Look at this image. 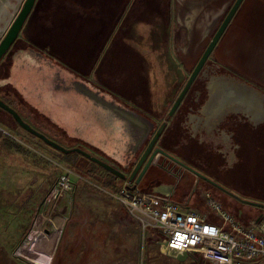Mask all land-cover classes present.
Segmentation results:
<instances>
[{
	"label": "rangeland",
	"instance_id": "374dc122",
	"mask_svg": "<svg viewBox=\"0 0 264 264\" xmlns=\"http://www.w3.org/2000/svg\"><path fill=\"white\" fill-rule=\"evenodd\" d=\"M8 1H0L3 31L9 24L7 15L13 6ZM226 1L154 0L158 16L164 20L138 17L133 21L127 38L139 43V51L149 59L153 90L166 89L178 74L182 78L186 76V70H178L181 61L186 64L185 68L191 67L200 55L199 44L201 47L211 39L234 0H228L220 16L211 19L206 13ZM263 22L258 24L262 26ZM194 24L203 25L207 32H200V26L193 32ZM228 36H233V32L227 34L226 40ZM250 38V43L244 45L240 44L241 38L233 42L232 54L240 47L248 49V54H241L233 67L264 88V79L258 75L262 71L260 64L264 65V35ZM260 46L261 52L256 56ZM141 67L146 69V62ZM137 69L139 66L133 60L128 62L126 89L129 93H135L144 77L142 72L137 74ZM21 113L28 124L48 138L69 144L45 121L25 110ZM0 127L11 134H0V264H210L195 254L178 261L162 253L157 231L143 232L122 205L105 192L117 190L124 183H108L105 171L90 165L78 154H63L6 120L0 119ZM58 164L83 179L73 176L72 190L63 199L56 200L53 190L64 173ZM240 170L243 171L239 178L241 184L264 189L262 157L245 160ZM226 197L222 199L228 202L226 209L230 212L240 207L247 220L262 212L259 207L240 206L234 198ZM38 227L42 230L37 231Z\"/></svg>",
	"mask_w": 264,
	"mask_h": 264
},
{
	"label": "flooded vegetation",
	"instance_id": "af4514ba",
	"mask_svg": "<svg viewBox=\"0 0 264 264\" xmlns=\"http://www.w3.org/2000/svg\"><path fill=\"white\" fill-rule=\"evenodd\" d=\"M224 6L225 3H221L218 8L206 13V16H220ZM251 8V4H248L245 10ZM248 22L251 24L248 18L243 20L244 31H248ZM208 42L201 47V43L199 44L200 55L191 63L190 68H185L186 64L181 61L178 70H186L184 78L178 74L177 79L170 81L166 89L162 88L154 96L149 92L141 99V104L124 102L114 97L140 113L152 127L142 145L134 152L141 137L131 138L129 150L122 154L121 161L84 140L68 137L64 131L56 130L58 128L30 105L10 82L14 77L17 55L36 51L50 57L45 49L30 40L27 27L21 29L17 39L0 60V100L14 109L26 123L28 122L21 113L23 110L45 121L50 129L59 131L70 143L66 148H81L115 167L125 177L121 179L78 154L90 165L105 171L108 183L126 182L132 190L151 197L156 203L173 201L182 209L203 210L210 199L227 210L228 202L222 199L230 196L240 206H252L250 203L264 205V189L253 184L244 186L239 181L243 172L240 169L245 160L253 156L264 159V88L245 78L233 67V62L238 63L244 52L241 49L235 50L228 59L222 54L223 43L219 42L175 104ZM56 63L69 70L57 61ZM0 119L20 127L2 108ZM160 127L162 130L158 138L133 174ZM154 151L156 152L151 158ZM231 174L235 175L230 176ZM230 212L243 219L240 207L233 208Z\"/></svg>",
	"mask_w": 264,
	"mask_h": 264
},
{
	"label": "crops",
	"instance_id": "0c3cea01",
	"mask_svg": "<svg viewBox=\"0 0 264 264\" xmlns=\"http://www.w3.org/2000/svg\"><path fill=\"white\" fill-rule=\"evenodd\" d=\"M21 1H8L13 3L7 15L9 22ZM248 4L254 7L246 11ZM158 13L154 0H36L22 30L27 27L30 40L45 49L50 57L36 51L17 55L14 77L10 82L30 105L58 128L56 130L84 140L121 161L122 154L129 150L131 138L142 137L148 123L142 120L134 128L132 112L141 114L123 101L141 104V99L149 92L154 96L162 89H152L149 59L139 51V43L128 40V29L138 17L161 18ZM245 18L251 21V24L248 22V31L243 30ZM261 21H264V0H245L220 40L224 57L230 59L232 56L235 40L241 38L240 44L244 45L250 43V37L256 39L264 35V22L262 26L258 24ZM198 25L191 27L193 32ZM200 28L204 29V26L200 25ZM202 29L200 32H207L206 28ZM231 30L233 36L226 40ZM241 30L244 32L242 36ZM240 48L243 54H248V49ZM261 49L260 46L256 56ZM132 60L139 66L137 74L142 72L144 76L135 93L126 89L129 85L128 62ZM144 62L146 69L141 67ZM260 69L259 79H264L262 63ZM115 111L120 112V120ZM69 144L61 145L68 147ZM40 229L38 227L37 231Z\"/></svg>",
	"mask_w": 264,
	"mask_h": 264
},
{
	"label": "built area",
	"instance_id": "2783aa9c",
	"mask_svg": "<svg viewBox=\"0 0 264 264\" xmlns=\"http://www.w3.org/2000/svg\"><path fill=\"white\" fill-rule=\"evenodd\" d=\"M0 133L11 136L0 127ZM53 190L56 200L72 190L73 176L68 167ZM118 201L143 232L157 231L166 248L188 252L210 264H264V209L247 221L234 216L210 199L203 210L182 209L176 202L154 199L132 190L125 182L114 191H105Z\"/></svg>",
	"mask_w": 264,
	"mask_h": 264
},
{
	"label": "water",
	"instance_id": "95a60500",
	"mask_svg": "<svg viewBox=\"0 0 264 264\" xmlns=\"http://www.w3.org/2000/svg\"><path fill=\"white\" fill-rule=\"evenodd\" d=\"M35 1L36 0H22L20 5H19V7H18V9H17V11L13 14L12 19L10 20L7 28L2 33H0V60L7 53V51L10 49V47L12 46L14 41L17 39L22 27L24 26L28 16L30 15V13H31V11L33 9ZM243 2H244V0H234L233 1L232 5L229 7L227 12L225 13V15L222 18L220 24L218 25L217 29L215 30V32L213 33L211 39L209 40L208 45L206 46L205 50L203 51L197 66L195 67V69L191 73L186 86L183 88V90H182V92H181L180 96L178 97V99H177L175 104H177V102L180 100V98L184 94L185 90L187 89L188 85L190 84L192 79L195 77V75L197 74L199 68L204 63L206 58L209 56V54L212 52V50L216 47V45L220 42L222 36L224 35V33L226 32L227 28L232 23L236 13L239 11V9H240V7H241ZM0 108H2L5 111H7L22 129H24L25 131H27L31 135L39 138L45 144H47L50 147L56 149L57 151H60L63 154H70V153L80 154L83 157L87 158L88 160L92 161L93 163H96L100 167H102L105 170L109 171L110 173L114 174L115 176H117V177H119L121 179L125 178L124 175L118 169H116L115 167L111 166L110 164L102 161L101 159H99V158H97L95 156H92L90 153L84 151L83 149L78 148V147L66 148V147L62 146L61 144L57 143L56 141L48 138L46 135H44L43 133L39 132L38 130H36L33 127H31L28 123H26L22 119V117L14 109H12L8 105H6L1 100H0ZM116 113H117L116 115H117L118 120H120V117H121L120 112H116ZM132 113H133V123H134L133 126H134V128L135 127L137 128V126L140 125V121H142V120H144L146 123L148 122L141 115H139V114H137L135 112H132ZM151 128H152L151 125L147 123V127L143 129V135H141L142 137L140 139V142L138 143L137 146H135L136 149L134 148L133 152L135 150L139 149V147L142 145L143 141L146 139L147 135L149 134ZM161 130H162V127H160L158 129V131L156 132L154 138L149 143L146 152L141 157L139 163L136 165L133 174L136 172V170L140 166L141 162L143 161V159L146 157V155L148 154V152L152 148V146L155 143L156 139L158 138ZM155 152L156 151H154L152 153L151 158L154 156ZM131 179H132V176L128 179V181L130 182ZM250 204L252 206L259 207L260 209H264V205H262V204H257V203H250ZM160 246H161L162 253H164L165 255L170 256V257H172V258H174V259H176L178 261H184L187 258V256L189 255L188 252L179 253L176 250L167 249L165 241H161L160 242Z\"/></svg>",
	"mask_w": 264,
	"mask_h": 264
},
{
	"label": "bare ground",
	"instance_id": "6f19581e",
	"mask_svg": "<svg viewBox=\"0 0 264 264\" xmlns=\"http://www.w3.org/2000/svg\"><path fill=\"white\" fill-rule=\"evenodd\" d=\"M213 11H214V10H213ZM220 15H221V14H220ZM216 16H217V15L212 14V16H211L210 18H212V17L214 18V17H216ZM213 18H212V19H213ZM198 26H200V24H199ZM32 258H33V257H32Z\"/></svg>",
	"mask_w": 264,
	"mask_h": 264
},
{
	"label": "trees",
	"instance_id": "16d2710c",
	"mask_svg": "<svg viewBox=\"0 0 264 264\" xmlns=\"http://www.w3.org/2000/svg\"><path fill=\"white\" fill-rule=\"evenodd\" d=\"M245 1V0H244ZM244 3V2H243ZM243 3H242V5H243ZM242 5H241V7H242ZM241 7H240V9H241ZM37 130V129H36ZM40 132V131H39ZM1 134V133H0ZM75 154V153H74ZM69 155H66V157H68Z\"/></svg>",
	"mask_w": 264,
	"mask_h": 264
}]
</instances>
